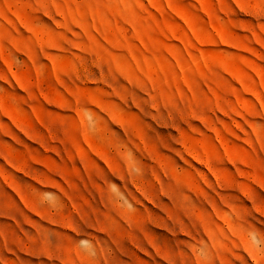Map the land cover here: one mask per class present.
<instances>
[{"label":"rangeland","instance_id":"obj_1","mask_svg":"<svg viewBox=\"0 0 264 264\" xmlns=\"http://www.w3.org/2000/svg\"><path fill=\"white\" fill-rule=\"evenodd\" d=\"M0 264H264V0H0Z\"/></svg>","mask_w":264,"mask_h":264},{"label":"bare ground","instance_id":"obj_2","mask_svg":"<svg viewBox=\"0 0 264 264\" xmlns=\"http://www.w3.org/2000/svg\"><path fill=\"white\" fill-rule=\"evenodd\" d=\"M125 157H126V156H125ZM130 172H131V171H130ZM110 176H111V175H110ZM72 202H73V201H72ZM35 206H36V205H35ZM35 206H34V207H35ZM74 210H75V209H74ZM78 234H79V233H78Z\"/></svg>","mask_w":264,"mask_h":264}]
</instances>
